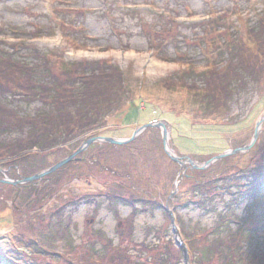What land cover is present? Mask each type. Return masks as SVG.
<instances>
[{
	"label": "rangeland",
	"instance_id": "1",
	"mask_svg": "<svg viewBox=\"0 0 264 264\" xmlns=\"http://www.w3.org/2000/svg\"><path fill=\"white\" fill-rule=\"evenodd\" d=\"M258 19L264 22V0H0V57L38 71L53 55L107 63L121 70L126 90L125 97L119 91L123 108L93 132L1 159L0 169L19 181L89 138L128 139L153 121L167 122L171 149L197 163L246 146L264 114V72L256 85L232 89L218 113L203 96L223 73L226 46L245 45L264 60V46L247 37ZM64 69L60 62L49 75L61 78ZM4 85L0 78L7 91ZM8 107L32 116L40 105L14 96ZM186 168L166 157L160 132L148 129L125 146H90L20 186L16 198V188L0 184V264H114L115 254L129 264H257L264 257V124L247 153L204 171ZM178 242L189 248L188 263Z\"/></svg>",
	"mask_w": 264,
	"mask_h": 264
},
{
	"label": "trees",
	"instance_id": "2",
	"mask_svg": "<svg viewBox=\"0 0 264 264\" xmlns=\"http://www.w3.org/2000/svg\"><path fill=\"white\" fill-rule=\"evenodd\" d=\"M263 34L264 22L258 19L248 30L247 37L253 40L254 46L260 47L264 46V36L259 39ZM64 37L73 42L71 38ZM2 46L10 45L4 43ZM0 49L3 51V48ZM225 49L223 55L226 65L223 73L213 79L203 96L206 108L216 113L220 111V106L228 107L232 102V89L236 90L238 85L244 86L246 81L256 85L264 72V60L253 58L245 45H230ZM258 54L264 57V51L258 50ZM53 57H56L53 62H44L42 71H38L32 63L0 57V78L6 83L4 86L8 91L0 87V96L3 97L0 100V138L6 139V136L19 134L17 139L0 141V160L16 156L17 161L23 158L19 154L33 148L42 152L55 149V146L93 132L101 126L106 116L123 108L125 100L122 96L125 97L126 90L119 68L101 62L68 63L63 58ZM60 62L65 68L61 78L50 76L51 67ZM179 81L183 82V79ZM120 90L123 92L122 96L119 94ZM14 96L28 105L35 102L40 107L32 116H20L16 110L8 107ZM11 165L8 167H12ZM218 219L220 220V216ZM186 249L189 251L188 247ZM211 249L203 253L207 255ZM220 253L223 254L221 251ZM227 255L228 259H233V255ZM124 259L129 264L128 256L115 254L114 264H119ZM256 260L257 264H264V257Z\"/></svg>",
	"mask_w": 264,
	"mask_h": 264
},
{
	"label": "water",
	"instance_id": "3",
	"mask_svg": "<svg viewBox=\"0 0 264 264\" xmlns=\"http://www.w3.org/2000/svg\"><path fill=\"white\" fill-rule=\"evenodd\" d=\"M263 124H264V114L255 123L252 138L246 146L241 147V148H237L234 150L226 151L222 154H219V155L212 157L211 159H209L208 161H205L203 163H197V162L192 161L188 157H184V158L178 157L174 153V151L171 149V147L169 145V138H170L169 128H170V125L167 122H165V121H153L151 123H148L142 127L135 129L133 131L131 137L128 139H115V138L100 137V136L89 138L86 141H84L76 151H74L71 155H69L65 159L59 161L58 163L54 164L53 166H51V167H49V168H47L41 172L36 173L35 175H33L31 177L21 178L19 181H13V180L8 179L5 176L6 171L0 169V174L3 176V179H0V184L10 185V186L16 188L17 192H16V194H14V198H16L17 194L19 193L20 186L33 184L34 182L41 181L45 177H47L53 173H56L62 167L66 166V165H68L74 161H77V157L79 155H81L83 152H85L90 146H92L94 144H105V145H111V146H125L127 144L132 143L136 138H138L144 131H146L148 129H155V130H158L160 132L161 143H162V148H163L164 154L172 163L179 166V168L181 170L185 171L187 169L186 166H189L190 169H192V171H204V170H207L208 168H210L213 164H215V163H217V162H219V161H221V160H223L229 156L244 154V153H247L248 151H250L254 147V145L257 141V138L261 132V128H262ZM172 224H173L172 229H173L174 233L176 234V237H178V233H177L176 229L174 228V222L173 221H172ZM178 246L182 250L185 263H188L186 247L184 245H182L180 242H178Z\"/></svg>",
	"mask_w": 264,
	"mask_h": 264
}]
</instances>
